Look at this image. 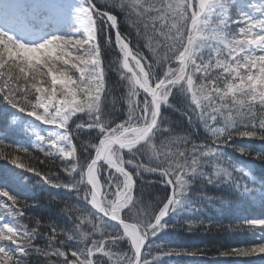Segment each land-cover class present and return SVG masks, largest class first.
<instances>
[{"label":"snow or ice","instance_id":"6c2138e0","mask_svg":"<svg viewBox=\"0 0 264 264\" xmlns=\"http://www.w3.org/2000/svg\"><path fill=\"white\" fill-rule=\"evenodd\" d=\"M7 3L11 12L0 10V103L10 111H0V134L24 133L20 116L47 127L32 131V147L45 159L0 138V160L66 190L77 204L61 209L71 227L45 224L25 212L35 202L9 191L31 187L27 178L0 170V264H34L40 257L35 264H161L163 257L207 255L156 242L160 232L177 227L244 233L250 243L219 256L234 264H264V177L257 179L223 151L232 147L264 166V147L233 143L264 142V0ZM69 9L73 27L46 34L62 25ZM112 9L125 13L148 57L139 46L130 47ZM169 113L187 120L186 131ZM193 127L203 128V139L193 138ZM21 152L37 163H21ZM145 173L157 179L146 180ZM146 183L165 192L155 206L144 205ZM197 185L200 191L193 192ZM209 185H227L239 199L214 197L203 190ZM207 205L239 218L226 225L167 221ZM257 207L261 214L242 215ZM124 241L127 251L120 249Z\"/></svg>","mask_w":264,"mask_h":264},{"label":"trees","instance_id":"16d2710c","mask_svg":"<svg viewBox=\"0 0 264 264\" xmlns=\"http://www.w3.org/2000/svg\"><path fill=\"white\" fill-rule=\"evenodd\" d=\"M111 14L116 15L118 19V27L119 30L127 36L128 40L131 42L130 47L136 49L139 46L140 51L148 57L150 53L148 49L144 47L145 41L142 38L137 37V30L134 28L131 23L125 19V13L120 12L118 9H112ZM141 25V30H142ZM116 29L111 30V35L113 40L115 39ZM46 34H50L49 30ZM113 58L112 55L108 56V59L111 60ZM114 79H118L114 72L109 74ZM123 91V89H117V93ZM10 111V107L6 105V103H0V111ZM173 121H177L178 123L175 125L181 130H185V125H187V120H181L179 113H169ZM23 123L26 126V131H14L9 133L8 135L0 134V138L6 139L7 143L15 144L17 146H23L25 148H29V151L32 153L34 157H38V159H45L42 153H38L32 145L35 143L34 136L32 135L33 130H41L44 127L35 122L33 119L28 118L26 116L18 117V121ZM2 127V125H0ZM193 133V138L195 139H203L205 136L203 128H195L191 129ZM77 143H79L77 141ZM237 146L248 147L255 150H260L261 147H264V142L248 140L244 138L243 140H237L233 142ZM5 151H11V149H4ZM225 155L237 164L238 166H244L251 173H253L257 179L264 177V166L260 164L259 161L251 160L249 157H243L238 152L234 151L232 147H225L223 149ZM21 163H37L35 159L26 158L24 153H20ZM38 167L47 170L51 168V170L56 171V165H40L37 164ZM8 169L14 172L17 176L27 178V184L31 185V187H12L9 189L12 195L18 196L21 200H26L29 204H33L35 202V207L26 208L25 212L30 216H36L42 220L43 223L47 224L49 222L57 224L58 227L69 228L72 225V221L67 219L65 214L61 211L62 207L67 204L75 205L77 204L76 198L71 196V194L67 193L64 189H52L47 185L42 183H38L37 177L33 176L31 173H25L22 170L15 169L13 165L7 162V160H0V170ZM61 175H64L61 173ZM146 180L155 181L157 177L153 174L145 173ZM4 185L0 184V187ZM139 188V185H138ZM162 185L152 183L145 184L143 190V202L145 206H155L159 200V197H163L165 192L161 190ZM210 195L225 199V200H238L239 197L232 192L227 185H221L219 187L214 185L206 186L204 189ZM200 188L194 186L193 192H199ZM139 194V192L137 193ZM2 199V198H0ZM219 204V199L216 201ZM261 214V211L258 212L257 215ZM243 216H248L251 218L254 215L252 212H244ZM239 216L236 213L231 211H221L219 208L214 207L212 205H207L201 208L199 211L190 213L188 211H179L178 213H174L167 217V221L169 224H177L178 222H182L187 219H197L203 220L207 223L212 224H228L234 222L238 219ZM244 233L232 232L223 229L213 228L211 231L204 230H196L193 232L185 231L183 228L177 227L175 229H167L163 232H160L156 238L157 243L164 244L168 247L172 248H199L207 253L206 256L190 258V257H163L161 264H234L230 259L219 256V252L223 250H227L231 247H237L244 243H250L251 240L245 236ZM41 246L44 245V241L38 240ZM128 244L126 241L121 242L120 249L127 251ZM36 259L43 260L40 258H33V262L35 264ZM244 259V258H239Z\"/></svg>","mask_w":264,"mask_h":264},{"label":"rangeland","instance_id":"374dc122","mask_svg":"<svg viewBox=\"0 0 264 264\" xmlns=\"http://www.w3.org/2000/svg\"><path fill=\"white\" fill-rule=\"evenodd\" d=\"M66 2L72 4L73 7L79 6V0H66ZM0 6L4 7V10H5L4 14L5 15H7L8 13L11 12V7L12 6L7 3V0H5V3L0 4ZM73 17H74V14L69 9L67 14H66V16H65V18H64V21H63L62 25H57V26L50 27L48 29L49 33L50 34H52V33H58V34L67 33L74 25L75 21H74ZM22 163H24V162H22ZM260 211L261 210L259 209V207H257L256 210L253 212V214L256 215Z\"/></svg>","mask_w":264,"mask_h":264},{"label":"bare ground","instance_id":"6f19581e","mask_svg":"<svg viewBox=\"0 0 264 264\" xmlns=\"http://www.w3.org/2000/svg\"><path fill=\"white\" fill-rule=\"evenodd\" d=\"M0 10H2L3 13H5L4 7H0Z\"/></svg>","mask_w":264,"mask_h":264}]
</instances>
